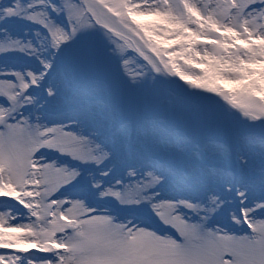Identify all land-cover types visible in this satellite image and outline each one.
Wrapping results in <instances>:
<instances>
[{
  "label": "snow or ice",
  "instance_id": "6c2138e0",
  "mask_svg": "<svg viewBox=\"0 0 264 264\" xmlns=\"http://www.w3.org/2000/svg\"><path fill=\"white\" fill-rule=\"evenodd\" d=\"M41 6L48 24L39 19ZM247 7H264V0H248ZM82 15L75 0H0L4 33L39 23L51 35L53 61L67 73L63 91L74 97L70 106H49L41 131L25 117L37 77L0 73V166L17 183L32 165L44 169L46 179L67 177L61 187L73 193L70 211L84 214L78 231L60 237L45 264H264L260 66L249 63L247 71L222 81L228 94L221 104L191 84L158 80L155 64L149 80L128 61L104 56L82 31ZM45 67L51 72L54 65ZM47 95L58 93L48 87ZM215 139L227 142L230 152L218 153ZM241 145L261 159L259 167H241L248 165L244 156L233 166ZM46 152L58 159L45 162ZM61 159L73 161L72 168ZM33 247L17 245L20 251ZM11 256L0 251V260Z\"/></svg>",
  "mask_w": 264,
  "mask_h": 264
},
{
  "label": "rangeland",
  "instance_id": "374dc122",
  "mask_svg": "<svg viewBox=\"0 0 264 264\" xmlns=\"http://www.w3.org/2000/svg\"><path fill=\"white\" fill-rule=\"evenodd\" d=\"M216 1L151 0L147 4L143 0H99L96 13L93 12L98 20L94 16L93 18L103 24L106 30L102 31L96 28L94 19L87 16L86 9L81 7L83 11L81 24L87 25L82 31L93 37L92 47L99 48L104 56L121 63L128 61V67L136 73L143 75L147 72L149 80L154 74L152 64H155L161 73L157 77L158 80L167 78L184 87L191 84L192 90L200 94L211 95L213 99L224 104L223 96L228 93L222 81L235 79L239 74L234 71L233 66L230 67L226 62L233 61L237 66L242 64L240 72L247 71L249 63H256L260 66L259 90L264 92V64L255 56L249 57L248 53L253 48L251 45L253 46L255 40L262 35L264 37V22H262L264 21V7H253V10L249 9L248 12L243 13L248 0H224L225 2H220L216 8L214 23L206 25V15L208 16L214 10ZM86 2L91 5L90 0ZM58 3H62V1H58ZM195 3L200 5V12L194 8ZM208 3L212 5L205 9ZM106 5L110 6L109 11L113 9L114 13H120V16L125 15V19L132 24L134 29L122 28L116 19L106 11V8H109ZM204 9L206 11L210 9L209 13ZM39 11L45 13L39 19L48 24L49 18L46 9L41 6ZM163 13L167 14L163 15ZM247 17L251 20L246 21ZM57 22H60L59 17ZM233 22L234 24H232ZM195 26L200 28L194 30ZM203 41H209L211 44L205 48ZM198 46L207 49L204 50L206 54H202V51L191 52ZM257 48L255 47V49ZM10 49L16 51L11 52ZM241 51L246 54H241ZM55 55L53 39L50 34H46V30L39 23H24L12 28L9 33L0 30V73L18 72L28 79H31L28 75L31 73L37 77L36 83L39 87L35 88L33 92V102L29 111L25 112V117L33 127H38L41 131L49 124V120L44 116V109H49L53 103L70 106L74 102L72 94L63 91L67 73L60 71L59 60L53 61ZM208 56H211V60H208ZM209 61H211L210 64ZM47 64L54 65L51 72L45 67ZM87 70V68L83 69L85 72ZM175 76L183 83L181 81L178 83ZM55 77L56 79L53 80ZM184 77L189 79L185 80ZM48 87L56 89L58 93L56 98L49 99ZM61 92H63L62 95ZM131 102L164 103L163 100L141 99H134ZM47 144L48 141L44 140L43 145ZM213 146L220 154L228 153L231 150V146L221 139H215ZM235 152H238V158L233 159V166L235 163L239 165L240 156H244L248 160L249 167L240 165L246 170H254L262 163L259 157L251 155L249 147L241 145L238 151L233 152V155ZM54 159H58L54 152H46L43 155L45 162ZM68 162L61 159V163H66L68 167L72 168L73 161L69 160ZM34 168L37 171L32 173ZM30 176L31 179H29ZM96 178L99 179L98 175ZM67 182V177L60 178L49 175L46 179L45 170L32 165L29 166L28 174L23 181L17 183L7 168L0 166V203L3 201L14 202L18 206L25 207L24 210L26 209L27 212L29 207L31 208L30 202H33L37 207V216L31 214L26 223L16 221V215L10 217L9 214L13 210L8 206H4L8 211L0 208V251L19 253L22 251L17 249V245L25 244L35 245L26 252L34 250L38 254L49 253L52 248L58 245L56 240L58 241L60 238L59 228L67 227L69 232L66 236L78 231L77 225H80L84 220V214L79 210L70 211L68 205L62 211L63 216L58 218H53L56 215L52 214L54 211L49 212L52 203L60 204L61 200H53V196L63 189L61 185ZM78 217H80V221H75L74 219ZM13 225L25 231L34 230L39 235L34 238L24 236L14 239L15 236H11L12 233L9 232ZM13 256L0 260V264L18 263L20 258L15 259ZM12 259L13 261H11ZM7 261L9 262L7 263ZM33 264H45V261H36Z\"/></svg>",
  "mask_w": 264,
  "mask_h": 264
},
{
  "label": "bare ground",
  "instance_id": "6f19581e",
  "mask_svg": "<svg viewBox=\"0 0 264 264\" xmlns=\"http://www.w3.org/2000/svg\"><path fill=\"white\" fill-rule=\"evenodd\" d=\"M224 3L225 1L224 0H217L215 3H214V10H212L211 11V13L210 14H208V16L206 15V21H207V23H205L206 25L208 24L209 25V23L211 24V23H214V21H215V19L216 18H214L215 17V12H216V8H217V6H218V4L219 3ZM194 8H196V10L198 11V12H200V5H198V3L196 4L195 3V5H194ZM165 14H167V13H163V15H165ZM158 16H160V15H158ZM249 20H251L249 17H247V19H246V21H249ZM232 24H234V22L232 23ZM203 26V25H202ZM205 27V26H204ZM200 28V27H199ZM251 47H253V48H251V51L250 52H248L249 53V57L250 56H255L258 60H261L262 62H263V64H264V37H263V35L259 38V39H256L255 40V42H254V44H253V46L251 45ZM255 47H258L257 49H255ZM254 49V50H253ZM248 55V54H247ZM207 57L205 56V59H206ZM211 60V56H208V60ZM222 61V60H221ZM209 64L211 63V61H209L208 62ZM226 64H228V65H230V67H232V68H235V72L236 73H240V68L242 69V64L241 65H239V66H237V65H234V63H233V61H228V62H226ZM243 71V70H242ZM248 166V165H247ZM249 167V166H248ZM69 168H71V167H69ZM35 171H37L36 170V168H34L33 169V171H32V173H34ZM29 179H31V176H30V178ZM72 199H71V201L73 200V197H71ZM31 203V208L29 207V213L28 214H33L32 216H37L36 215V211H37V207L34 205V203L33 202H30ZM73 211L74 210H78V209H72ZM80 211V210H79ZM103 211V210H102ZM56 215L53 217V218H58L59 216H60V214H57V213H55ZM17 217H19V215L18 214H15ZM23 219H25V218H29L30 216L29 215H22L21 216ZM69 219V218H68ZM70 221H71V219H69ZM75 221H80V217H78L77 219H74ZM9 232L10 233H12V234H10L11 236H15L14 237V239H16V238H18L19 237V239L21 238V237H24V236H26V237H29V238H34V237H36V236H38L39 234L36 232V231H34V230H31V231H28V230H22V228H20V227H18V226H16V225H13V227H12V229L11 230H9ZM20 241V240H19ZM34 251V250H33ZM9 261H7V263H8Z\"/></svg>",
  "mask_w": 264,
  "mask_h": 264
}]
</instances>
